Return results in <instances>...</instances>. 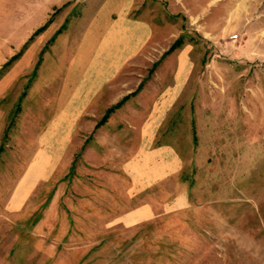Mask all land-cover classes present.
Wrapping results in <instances>:
<instances>
[{
    "label": "rangeland",
    "instance_id": "374dc122",
    "mask_svg": "<svg viewBox=\"0 0 264 264\" xmlns=\"http://www.w3.org/2000/svg\"><path fill=\"white\" fill-rule=\"evenodd\" d=\"M99 1L56 0L40 26L65 15L66 25L86 19ZM44 2L0 0L1 74L23 48L3 42L10 39L8 15L17 24L22 5L32 16ZM133 14L157 25V47L143 60V87L155 82L167 54L190 47L189 89L154 142H172L182 166L134 191L120 155L87 157L89 134L77 140L71 164L40 181L15 210L6 202L8 172L0 169V264H264V0H141ZM37 66L3 99L12 104L7 137L20 107L42 104L35 91L26 101L15 97Z\"/></svg>",
    "mask_w": 264,
    "mask_h": 264
},
{
    "label": "crops",
    "instance_id": "0c3cea01",
    "mask_svg": "<svg viewBox=\"0 0 264 264\" xmlns=\"http://www.w3.org/2000/svg\"><path fill=\"white\" fill-rule=\"evenodd\" d=\"M55 1L49 0L48 6L44 2L32 16V9L22 5L21 22H14L13 13L5 21L10 39L3 42L23 43L18 54L9 57L14 63L0 73V169L8 172L11 191L6 202L11 210L19 209L40 181L65 170L78 149L77 140L89 134L87 157L106 160L111 154L120 155V168L131 176L134 191L182 166L172 142H154L169 111L189 89L190 47L167 54L155 70V82L143 87V60L157 47L158 38L152 20L133 14L141 0H100L86 19L66 25L65 15L40 26ZM16 25L21 29L15 32ZM37 26L41 29L34 34ZM37 62L26 89L15 97L26 101L35 91L42 104L20 107L7 137L12 104L9 96L3 99ZM46 62L49 74L44 76ZM6 139L9 143L3 144Z\"/></svg>",
    "mask_w": 264,
    "mask_h": 264
},
{
    "label": "trees",
    "instance_id": "16d2710c",
    "mask_svg": "<svg viewBox=\"0 0 264 264\" xmlns=\"http://www.w3.org/2000/svg\"><path fill=\"white\" fill-rule=\"evenodd\" d=\"M40 29H41V28H40ZM40 29L36 30V31L34 32V34L37 33ZM179 44H180V38H177V40H176V41L170 46V48H169L168 51L173 50V49H174L176 46H178ZM12 60H13V57L10 58L6 63H4L3 67H7V66L12 62ZM117 106H118V104H116L114 107L110 108V109L105 113V115L101 118V120L97 123V125L103 123L104 120L107 118L108 114H109L114 108H116ZM73 162H74V160H73ZM73 165H74V164H72V167H73Z\"/></svg>",
    "mask_w": 264,
    "mask_h": 264
},
{
    "label": "built area",
    "instance_id": "2783aa9c",
    "mask_svg": "<svg viewBox=\"0 0 264 264\" xmlns=\"http://www.w3.org/2000/svg\"><path fill=\"white\" fill-rule=\"evenodd\" d=\"M231 38H232V41H236L238 39V35L237 34H233L231 36Z\"/></svg>",
    "mask_w": 264,
    "mask_h": 264
}]
</instances>
